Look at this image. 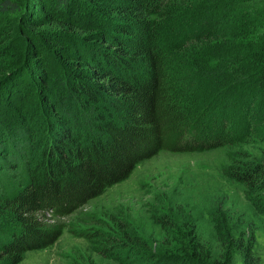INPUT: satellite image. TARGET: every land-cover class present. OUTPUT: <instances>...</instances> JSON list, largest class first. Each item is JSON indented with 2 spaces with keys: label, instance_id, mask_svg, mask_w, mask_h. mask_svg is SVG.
<instances>
[{
  "label": "trees",
  "instance_id": "1",
  "mask_svg": "<svg viewBox=\"0 0 264 264\" xmlns=\"http://www.w3.org/2000/svg\"><path fill=\"white\" fill-rule=\"evenodd\" d=\"M262 123L264 0H0V264L55 244L63 218L162 150L235 146ZM244 159L227 173L264 214V163ZM161 220L159 248L106 234L103 250L264 264L247 213L222 216L212 246Z\"/></svg>",
  "mask_w": 264,
  "mask_h": 264
},
{
  "label": "rangeland",
  "instance_id": "2",
  "mask_svg": "<svg viewBox=\"0 0 264 264\" xmlns=\"http://www.w3.org/2000/svg\"><path fill=\"white\" fill-rule=\"evenodd\" d=\"M244 155L246 161L264 163V123L252 127L244 143L235 146L198 152L162 150L139 163L127 179L63 218L60 239L28 252L23 264H141L121 249L104 251L106 234L138 237L144 249H157L167 235L161 218L169 217L176 226L168 236L181 239L196 224L212 246L215 223L239 212L247 213L264 260V214L255 203L260 194L234 180L226 169Z\"/></svg>",
  "mask_w": 264,
  "mask_h": 264
}]
</instances>
